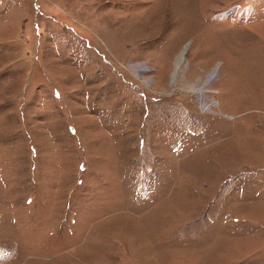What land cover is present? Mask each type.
<instances>
[{"label":"rangeland","instance_id":"obj_1","mask_svg":"<svg viewBox=\"0 0 264 264\" xmlns=\"http://www.w3.org/2000/svg\"><path fill=\"white\" fill-rule=\"evenodd\" d=\"M0 264H264V0H0Z\"/></svg>","mask_w":264,"mask_h":264}]
</instances>
